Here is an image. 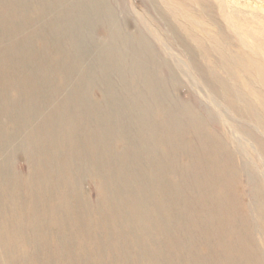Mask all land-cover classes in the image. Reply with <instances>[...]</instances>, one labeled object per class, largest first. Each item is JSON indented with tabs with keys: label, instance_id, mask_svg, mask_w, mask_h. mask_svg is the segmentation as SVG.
I'll list each match as a JSON object with an SVG mask.
<instances>
[{
	"label": "bare ground",
	"instance_id": "bare-ground-1",
	"mask_svg": "<svg viewBox=\"0 0 264 264\" xmlns=\"http://www.w3.org/2000/svg\"><path fill=\"white\" fill-rule=\"evenodd\" d=\"M160 1L167 9V18L164 17L163 13L160 14V17L167 20V25L173 24L167 27V34H170L172 42L179 48V55L182 54V56L170 55L169 47L167 52H164L153 44L152 38L156 37L160 40V33L150 25L148 20L143 21L141 18L142 21L140 22L144 26L136 23L135 18L132 21L125 17L124 19H127L128 23L124 24L125 21L117 18L114 9L113 11L109 10V5L106 4L105 0H35L34 3L42 7L38 8L37 19L40 18L41 21L48 23V26L42 28L43 33L40 32V34L48 36V42L51 45L35 50L34 47L26 43L29 38L35 37V28H31V22L26 13L27 1H0L9 9L3 8L0 12V37L12 34L14 38L7 44L0 40V74L3 70L7 71L4 75H0V90L3 87L4 91L2 92L5 93V89L8 88L5 103H3V98H0V160L5 158L3 151H8L11 145L16 146L21 143L18 137L23 135L25 148L29 152L34 149L35 144L37 146L43 145V147L50 145L51 148L47 150L56 156L59 154L58 152L65 151L68 157L63 161L62 168L68 171L76 165L74 156L79 155V151L83 154L82 147L84 146L90 152L91 160L99 163V168L97 167L98 163H95L96 168L91 165L94 168V174L96 173L98 177L104 179L102 183L107 186L115 176L112 171L114 165L121 169L126 167V170L131 171V174L141 168L143 164L148 169L162 170L164 165L158 161L156 147L166 138L165 153L167 154V161H169L167 172L168 169L172 170L175 152H180V155L189 157L187 165L181 168V171L187 176L183 177V180L188 181L185 186L188 189V194L191 195L190 199H199L201 206L204 200L208 201V204L202 206L201 211L197 213L198 222L195 224V231L197 236L199 235L198 241H205L209 245L205 263L199 264H229L232 261L235 262L234 264H264V246L258 248L255 246L245 219L233 212L235 203H239V197L233 195L230 188L237 183L236 173L238 169L246 172L248 176L250 174L247 177L251 202H253L251 218L254 226L264 229V176L263 172L259 170L261 167L259 166V169L254 167L255 170L253 169L251 161L254 159L249 160V152L245 150V146L242 148L241 163L240 165L236 164L228 144L221 140L211 127L208 128V120L201 118L195 112L186 111L185 113L182 111L183 116L180 115V112L177 113L173 109V97L169 95L167 90V78L160 70L165 64L173 88L181 86L178 77L179 72H182L181 74L185 71L193 72L196 77L204 76L206 73L214 74L216 67L226 72L229 78L223 81L217 80V86L214 84L217 90L213 88L214 86L208 89L217 93L225 104L224 106L234 113H240L239 108L245 103V107L248 108L247 118L251 123L249 126H245L246 138L244 137V140L248 146L255 147L257 145L255 155L257 160L261 161L264 159V118L260 112L264 111V66L228 54L230 51L226 47V36H221L225 35L224 31L218 26L215 31L212 26L216 19V8L223 13V19L227 23L228 30L238 35V44L241 41L264 40V12L253 11L252 9L242 11L233 7L227 0ZM69 19L71 22L68 21ZM93 24L106 27L108 30L109 40L106 44H101L100 49L93 46L86 31ZM177 26L185 34L182 35L177 32ZM60 37L62 41L57 40ZM60 44L67 48L62 49L59 47ZM85 51L91 55L95 51L94 54L100 57V62L97 65L93 60H89V62L88 57L85 56ZM258 51L260 52H253L256 53L258 59H264V47ZM54 56L64 58L65 62H60ZM9 58L11 59L7 60ZM176 60H180L181 63L178 64L179 61L176 62ZM61 61L63 60L61 59ZM233 64H238L243 71L251 74L254 78L253 82L262 100L258 106H252L239 92L233 90L235 83L231 81L230 77L231 74L233 75ZM95 67L98 69L96 73L93 72ZM130 78H132V84L127 81ZM197 81V84L201 83L198 79ZM97 82L100 84H96ZM13 84L18 87L19 91L14 98L15 100H11L8 104L7 100H9L8 96L12 91ZM94 84L103 87L106 92L102 102H104L107 111L116 113L122 111L123 108L127 110V115H124L125 118L120 124L113 125L112 120L107 119V121H101L99 113L97 114L99 118L96 117V120L87 114L86 111L89 107L96 111H103L101 105H97L100 102L94 105L93 101L86 95V87L88 85L95 86ZM31 103H37V105L33 108ZM40 103L42 107L46 105L50 107V105L56 104L58 114L55 115L52 111L44 117L40 111ZM37 108L38 111H36ZM216 110L218 111V109ZM152 111L161 112L163 116L155 122L149 117V112ZM214 112L208 114L209 119L213 120V116H216ZM14 121L22 122L23 131L13 135L15 137H10L11 141L8 144L7 139L4 138L7 135L4 133L8 125L13 124ZM37 121L39 124L41 122L42 129L39 125L36 126ZM128 125H135L130 140L125 136L129 153L122 155L113 152L107 140L115 136H119L120 139L130 129L127 128ZM158 127L163 134L164 138L162 139H158ZM44 130H48V134ZM186 131H192L197 137V142L193 146H184L182 143L181 137ZM255 131L259 132L260 136ZM128 135H130L129 132ZM231 138L229 137V142L232 144ZM64 146L67 147L62 148ZM59 156L57 157L59 158ZM82 156L84 157V155ZM51 158H53L52 155ZM78 164L82 168L87 165V161L81 159ZM256 164L255 159L254 166ZM261 164L263 166L264 163ZM86 169H88L87 166ZM149 178L150 175L147 174L146 176L135 177L132 181H137L140 188L145 192V188L150 184ZM120 179L122 182L130 183V180ZM164 181L165 183L169 181L170 184L175 183L168 174L167 179L166 175L164 176ZM73 182L74 180L71 183ZM39 184L43 185L44 183L41 181ZM131 184L129 186H132ZM66 185L63 187L64 190H67ZM117 196L119 202L129 205L124 217L132 219L138 225V231L146 241L161 243L165 237L167 241H170L168 234L166 236L160 232L167 221L165 220L167 219V207L161 206L157 203L158 201H155V198L146 194H126L118 191ZM105 201L108 200L105 199L104 203ZM172 212L170 210L171 214H173ZM186 215L188 214L186 213ZM37 225L40 226L39 223ZM85 230L89 240L94 241L96 234L89 221L85 223ZM5 232L0 234V237H3V246L8 247L10 238ZM122 241V237L114 241L115 249L124 250L121 246ZM35 242L37 241L35 240ZM77 242L79 243V239ZM127 245L131 247L129 244ZM222 255L225 260L220 259ZM0 262L7 261L2 259L0 255ZM111 263L119 264V262ZM145 263L154 264L151 259L146 260ZM95 264H99V261H96Z\"/></svg>",
	"mask_w": 264,
	"mask_h": 264
},
{
	"label": "rangeland",
	"instance_id": "rangeland-1",
	"mask_svg": "<svg viewBox=\"0 0 264 264\" xmlns=\"http://www.w3.org/2000/svg\"><path fill=\"white\" fill-rule=\"evenodd\" d=\"M0 1L2 2V0ZM26 1V13L28 19L31 22L30 26L31 28H35V37L29 38L26 43L27 45L34 47L35 50L47 48L51 46L50 42H48V36L42 35L40 32L43 33L42 28H44V26H48V23L46 21H41L40 18L37 19L38 8L40 6L34 3L35 0ZM105 1L106 4L109 5V10L113 11L114 9L117 18H119V20L125 21L124 24L128 23L127 19L133 21V18L136 19V23L139 25H144L140 22L142 19L143 21L145 19L148 20L150 25L160 33H158L160 35V40L156 37L152 38L153 44L164 52H167V48L169 47L170 55L173 54L176 56H182V54L179 55V48L172 42L170 34H167V27L173 24L169 23L167 25V20H163L160 17V14L163 13L164 17L167 18V9L162 5L160 0ZM227 1L233 7L242 11H248L252 9L253 11L264 12L262 11V9H264V0ZM1 2L0 12L3 8H6L4 3ZM10 8L12 9V7ZM6 9L9 10L8 8ZM221 13V10H217L215 8L216 19L212 28L214 27L216 31V27L218 26L224 31L225 35H220L222 37L226 36V47L230 51L228 54H231L234 57H239L243 60L257 62V64H263L264 66V59H258L256 53L253 52H260L258 50H261V48L264 47V40L254 39L251 42L241 41L243 43L240 42L238 44V35L235 32L228 30L227 23L223 19V13L222 16ZM125 17L127 18L126 20L124 19ZM68 21L71 22L70 19ZM122 21L120 22L123 24ZM88 29L89 30L86 31L90 36L89 40L91 39L90 41H92L93 46H96L100 49L101 44H106L109 40L108 30L106 27L93 24ZM177 32L182 35L185 34V32L181 31L178 26ZM214 34L215 32L213 35ZM13 39L14 38L12 37V34L7 36L2 35V37H0V40L5 41L3 42L5 44L13 41ZM57 40H61V37L59 39L57 38ZM52 47H54L53 44ZM59 47L62 49L67 48L63 44H60ZM94 52L95 51H93L91 55L85 51V56L88 57V61L93 60L95 65H97L101 59L99 56L95 55ZM96 54H98V51H96ZM10 59L11 58L7 60ZM55 59L59 60L60 62H65L64 58L55 57ZM61 59L63 61H61ZM176 62L178 64L181 63L180 60H176ZM232 69L233 75L231 74L230 77L231 81L235 83V89L233 90L239 92L240 95H242V97L245 98L252 106H258L262 100L260 99L259 91L253 82L254 78L252 75H249L246 71H243V69L238 64H233ZM160 70L164 77L167 78V90L169 95L172 96L174 100L172 103L173 109L177 113L180 112L181 116H183L182 111L185 113L186 111H189L195 112L201 118L208 120V128L211 127L214 133L218 135L221 140L228 144V147L233 154L235 163L238 165H240L242 159V148L245 146V150L249 152V160L251 161L254 159V161H251L253 164V169L255 170L254 167L259 169L260 166L261 168L259 170L263 172L264 176V164L263 166L261 164L262 162L264 163V159H262L261 162L257 160V156L255 155V148L257 149V145H255V147L250 145V147L244 140V137L246 138L244 129H246V127L251 123L247 118L248 108L245 107V103H243L244 106L239 108V110L241 112L243 111V113H234L232 110H229L226 108V106H224L225 104L217 93L208 89L209 87L213 86V88L216 89L217 80H227L229 75L219 67H216L214 74L206 73L201 77H196L193 72L185 71L183 72L184 75L181 74L182 72H179L178 77L179 81H181L179 82L181 86L179 88H173L171 83L172 80H170V74L167 73L166 65L164 64ZM97 71L98 69L95 67L93 72L96 73ZM5 73H7V71L3 70L0 75H4ZM197 79L201 83L197 84ZM127 81L129 84L133 83L132 78L128 79ZM96 84L100 83L97 82ZM90 86L91 85H88L86 87V95L89 96L94 105L100 102L97 105H101L103 111H96L94 108L89 107L86 111L87 114L95 120L100 116L99 119L103 122L112 120L111 123L113 125L120 124L125 118L124 115H127V110L122 107V111L120 110L116 113H110L107 111V109H105L104 102H102L103 97L106 94L103 87L97 85ZM2 88L3 87H1L0 90V98H3V103H5V99H7L8 88L5 89V93L2 92L4 91ZM11 88L12 91L8 96L9 100H7L8 104L11 100L16 98L15 96H17L16 94L19 91L16 85L12 86ZM117 93L119 94V92ZM249 103L248 105L250 106ZM30 105H32L34 108L37 103H31ZM40 106L41 114H43L44 117L49 115L52 111L55 113V115L58 114V106H56V104H52L50 107L47 105L42 107L40 103ZM13 109L15 110V107H13ZM216 109H218V111ZM42 110H45L44 113ZM36 111H38V108ZM212 111H215L214 113L216 114V116H213V120L209 119L208 116V114H212ZM260 112L264 118V111ZM98 113L100 114L99 116L97 115ZM162 116L163 113L161 112H149V117L155 122L158 121L159 117ZM132 118L134 117L132 116ZM38 121L40 120L38 119ZM38 121L36 126L39 125L42 129V124L41 122L39 124ZM93 122L95 123V121ZM22 125V122L18 121H14L13 124L10 123L8 125L6 132L4 133L7 135L4 138L7 139L8 144L10 143L9 141H11L10 137L17 133H22ZM134 126L135 125H128L127 128L130 129L126 131V133L122 135L120 139L119 136H115L110 140H107L109 142V147L113 152L122 155H127L129 153L130 150H128L125 136L128 138V140H130L131 135H133V131L135 130ZM159 128L160 127L157 128V136L158 139H162L164 137ZM45 130L44 132L47 133L48 130ZM128 132L130 135H128ZM256 134L260 136L259 132H256ZM20 136L21 137H18V140H21V143L16 146L11 145L10 149L9 146H7L9 150H5V152L3 151L5 158L0 160V234L2 235L6 231L5 233H8L10 238V241L8 242L9 246L7 247L3 246V237H0V255L2 256V259L7 261L0 262V264H83V262L86 260L88 262H85V264H95L96 261H99V264H112L111 262H119V264H146L145 262L148 259H151L154 264H173L172 261L178 264H187L188 262L189 264L205 263L207 253L209 251V245L208 243L206 244L205 241H198L199 235L197 236L195 231V224L198 222L197 213L201 211L203 208L202 206H206L208 204V201L204 200L202 202L203 205L201 206L199 199H190L191 195L188 194V189L185 186L186 182L188 181L186 179L183 180V177L187 176L181 171V168H184L187 165L189 157L180 155V152H175V158L172 160V170L168 169L167 172V165H169V161H167V154L165 153L167 148L166 138H164L163 142H160L158 146L156 145V156L158 157V161H161L164 165V168H161L162 170H153L154 168L148 169V167L143 164L141 168H138L135 171L133 170L134 172L132 171V175L130 173L131 171L126 170V167L121 169L118 168L117 165H114V170L112 169V171L115 176L113 177L110 184L105 186L102 183L104 182V179L98 177L96 173L94 174V168L91 167V165L95 167V163L98 162L91 160L92 157L90 156V152L87 148L86 150L84 146L82 147L83 154L81 151H79V155L76 154V156H74L76 165L73 166L71 170L67 171L65 169L63 170L62 168L63 161L68 157V155L65 154V151L58 152L59 154L57 156L60 155L58 158L56 154L47 150L48 148H51L50 145L47 147L44 145L43 147V145L37 146V144H35L34 149L29 152L25 148L26 144L24 137H22L23 135ZM229 137L234 138H231L233 141L232 144L229 142ZM181 138L184 146H193L197 142V137L192 133V131H186ZM65 147L67 146L62 148ZM50 154L54 160L51 158ZM82 155H84V157ZM81 159L87 161L86 166L88 169H86L85 165L82 168L80 167L78 162L81 161ZM255 159L257 161L256 166H254ZM97 167L99 168V163L97 164ZM161 171L164 173V176L166 175V179L168 174L172 177L175 183L172 182L170 184L169 181L165 183L164 176ZM147 174L150 175V184L145 188L144 192L143 189L140 188L138 182L132 180H134L135 177H142L146 176ZM247 176L248 175H246V172L238 169L236 173L237 183L230 186L232 194L238 195L239 197V203H235L233 212L237 216L243 217L245 219L247 229L251 231V239L258 248L264 246V229L253 225V220L251 218V207L253 202H251L252 198L249 192L248 184V177L250 174L248 177ZM65 177H67L69 180ZM120 178L125 179L126 181L130 180L129 182L132 183V186H129L130 183L122 182ZM72 180H74V184L71 183ZM41 181H43V185L39 184ZM134 184H136L139 189ZM65 185L67 186V190L63 189ZM118 191H122V193L125 192L126 194L131 193L136 195H150L152 198L156 199L155 201H158V204L167 207V219H165L167 221L166 224L163 225L160 232L166 236L168 234L170 241H167L166 237L161 243H155L151 240L146 241L145 238H143V235L141 236L140 232L138 231V225L132 219L130 220L124 217L126 215L124 214L126 213V208H129V205L119 202L117 196ZM105 199L108 201H105L104 203ZM68 201L70 202L68 203ZM170 210L173 211L172 213L175 215L171 214ZM186 213L188 215H186ZM88 221L92 224L93 230L96 234L94 241L89 240V236L85 230V223ZM38 223L40 226L37 225ZM119 237H122L123 239L121 245L124 248L123 251L120 249H115L113 244L114 241L119 239ZM78 239L79 243L77 242ZM35 240L37 242H35ZM127 244H129L131 247H128ZM185 256L186 258H184ZM191 256L192 259H190ZM222 256L220 259L225 260V257ZM95 259L97 260L95 261ZM234 263V261L229 262V264Z\"/></svg>",
	"mask_w": 264,
	"mask_h": 264
}]
</instances>
